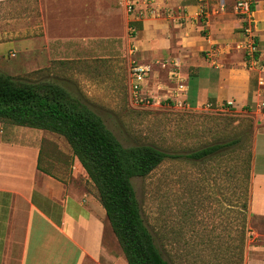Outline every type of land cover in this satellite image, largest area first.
Instances as JSON below:
<instances>
[{
    "label": "crops",
    "instance_id": "crops-1",
    "mask_svg": "<svg viewBox=\"0 0 264 264\" xmlns=\"http://www.w3.org/2000/svg\"><path fill=\"white\" fill-rule=\"evenodd\" d=\"M0 1H15L18 9L37 5L39 11L50 4L43 24L17 17L13 38L23 52L36 55L38 46L45 48L50 63L63 66L103 61L107 55L120 58L119 63L171 58L195 68L185 75L189 104L225 101L252 112L246 212L264 218V106L259 107L264 101V0H250L255 59L250 68L233 54L244 24L233 11L235 0H154L150 6L144 0ZM128 1L134 4L130 13L124 7ZM39 30L41 35L31 34ZM211 47L213 63L197 53L206 49L212 56ZM57 71L64 74L49 77L77 76ZM18 127L0 123V264H127L95 187L71 151L67 177L47 169L63 137ZM65 145L61 150L67 152Z\"/></svg>",
    "mask_w": 264,
    "mask_h": 264
},
{
    "label": "rangeland",
    "instance_id": "rangeland-1",
    "mask_svg": "<svg viewBox=\"0 0 264 264\" xmlns=\"http://www.w3.org/2000/svg\"><path fill=\"white\" fill-rule=\"evenodd\" d=\"M49 6L45 2L41 11L37 5L18 9L15 1H0V71L17 80H34L44 74L61 84L100 117L123 147L147 143L180 155L202 146L239 140V146L222 145L215 155L197 162L182 156L165 158L146 176L132 177L130 182L143 222L169 264H259L264 254V249H258L264 247V218L247 215L248 179L243 177L241 166L251 155L253 113L225 101L193 106L189 104V93L183 103H176L173 92L177 79L168 73L176 60L171 58L119 63L120 58L107 55L103 61L63 66L50 63L45 48L38 46L36 55L23 52L13 38L17 17L43 24L44 10ZM31 34L39 36L42 31ZM10 40L12 44L7 42ZM205 50L198 51V55L213 63L215 48H210L215 53L212 56ZM233 52L244 61L248 58L234 47ZM24 61L30 70L24 69ZM132 64L148 66L137 100L129 86ZM175 68L185 85V75L195 72L193 66L177 63ZM61 69L77 76L49 77L64 74L57 71ZM62 139L57 143L61 149L66 146ZM61 149L52 153L54 158L46 167L67 177L73 156L71 150ZM249 169L250 165L248 176Z\"/></svg>",
    "mask_w": 264,
    "mask_h": 264
},
{
    "label": "trees",
    "instance_id": "trees-1",
    "mask_svg": "<svg viewBox=\"0 0 264 264\" xmlns=\"http://www.w3.org/2000/svg\"><path fill=\"white\" fill-rule=\"evenodd\" d=\"M0 123L43 129L65 139L95 187L127 264H169L143 222L130 178L146 176L165 158L197 162L215 155L222 145L239 146L234 139L180 155L147 143L123 147L100 117L61 84L49 78L17 80L1 71ZM249 165L248 155L241 163L246 179Z\"/></svg>",
    "mask_w": 264,
    "mask_h": 264
},
{
    "label": "built area",
    "instance_id": "built-area-1",
    "mask_svg": "<svg viewBox=\"0 0 264 264\" xmlns=\"http://www.w3.org/2000/svg\"><path fill=\"white\" fill-rule=\"evenodd\" d=\"M154 0H144V4L152 5ZM125 11L130 13L133 10L134 4L130 1L124 4ZM233 11L236 15H239L242 18L244 24L241 26V33L240 39H237L233 47L243 53L244 56L248 57L245 59L246 65L248 68L254 65L255 59L253 58L254 55V34L252 28V8L250 0H235L233 4ZM152 9H150V12ZM169 69V75L175 77L177 79L176 87L174 89V98L173 100L176 101L179 105L184 102L186 98V85L185 83L181 82V78L179 77V72L177 71V63L172 62ZM164 66V64H162ZM130 90L137 100V94L140 90V87L145 79V75L148 72V66L142 64H132L130 66ZM178 95L182 96L181 99L175 98ZM173 97V96H172ZM141 100V99H138ZM259 106L263 107L264 102H259Z\"/></svg>",
    "mask_w": 264,
    "mask_h": 264
}]
</instances>
